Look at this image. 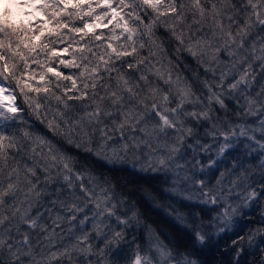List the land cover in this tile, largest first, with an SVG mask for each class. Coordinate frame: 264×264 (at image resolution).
Masks as SVG:
<instances>
[{
	"label": "snow or ice",
	"instance_id": "1",
	"mask_svg": "<svg viewBox=\"0 0 264 264\" xmlns=\"http://www.w3.org/2000/svg\"><path fill=\"white\" fill-rule=\"evenodd\" d=\"M124 166L162 176L145 192L192 252L147 222ZM254 206L225 264H264V0L0 10V264H204ZM141 226L143 252L127 239Z\"/></svg>",
	"mask_w": 264,
	"mask_h": 264
},
{
	"label": "trees",
	"instance_id": "2",
	"mask_svg": "<svg viewBox=\"0 0 264 264\" xmlns=\"http://www.w3.org/2000/svg\"><path fill=\"white\" fill-rule=\"evenodd\" d=\"M65 71L68 72L69 70ZM19 102L20 101L18 99L17 103ZM240 150H242V147ZM69 151L75 152V149H69ZM231 151L233 156H239L237 155L238 150H236V155L234 150ZM117 174L124 177L126 180L132 181L130 187L136 190V194L132 197V199L136 201L137 206L143 213L147 222L161 233L164 242L169 244V247H174L180 252H192L193 249L190 245L184 243V241L188 239L187 235H185L181 226L167 214V201L158 198L155 202H153L145 192V190H147L148 192L155 194L156 191L162 187V176L153 173L136 172L128 166H124L123 170L118 171ZM170 199L173 203H175L174 199ZM255 208L257 210L253 211L250 217H245L244 219L239 220L231 231L220 234L219 236H213L212 244L203 248L193 258L203 261L204 264H225L226 256L222 255V253H227L231 249V242L237 237V233H239V235H244L248 231L249 227L254 226L258 222L259 206H255ZM133 236L136 237L135 243H139L141 245V251L143 252L147 248V240L143 232V227L141 226L135 230H129L127 236L129 242H132ZM172 240L175 241V244L170 243ZM135 243H132L131 247L128 244L122 245V247L126 250V258H131L134 255ZM245 259L251 261L252 257L247 256ZM120 264H125L124 257L121 258Z\"/></svg>",
	"mask_w": 264,
	"mask_h": 264
},
{
	"label": "rangeland",
	"instance_id": "3",
	"mask_svg": "<svg viewBox=\"0 0 264 264\" xmlns=\"http://www.w3.org/2000/svg\"><path fill=\"white\" fill-rule=\"evenodd\" d=\"M8 2H9V0H0V10H2L4 7H6V6H8ZM242 146H238L234 151H235V155H236V150H238V154L237 155H241L242 154V152H243V148H242V150H240V148H241ZM229 159H231V157H229ZM255 207V206H254ZM226 232H229V231H226ZM225 232V233H226ZM221 234H223V233H221Z\"/></svg>",
	"mask_w": 264,
	"mask_h": 264
}]
</instances>
